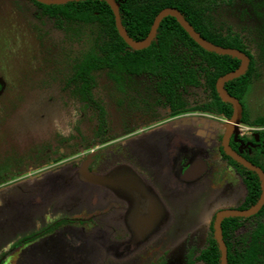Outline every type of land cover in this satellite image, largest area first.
<instances>
[{"label":"rangeland","instance_id":"obj_1","mask_svg":"<svg viewBox=\"0 0 264 264\" xmlns=\"http://www.w3.org/2000/svg\"><path fill=\"white\" fill-rule=\"evenodd\" d=\"M31 7L30 3L18 0H0V78L7 85L6 92L0 96V179H14L0 186V258L12 251L11 247L18 241L52 227L58 220L86 218L94 212L102 217L104 211L105 233L109 235L111 245L103 237V232L87 233L85 229L79 232L71 227H61L22 246L11 256L13 264H128L132 254L126 253L130 246L125 244H128L133 233L136 234L135 240L145 234L139 232L141 224L135 220L143 215L146 217L154 195L150 192L146 198L145 195L139 196L127 185V165L109 162L112 161L109 151L102 152L101 164L93 172L101 174L109 165L105 174L113 184H93L95 204L84 202L90 199V188L87 187L90 183L78 172L86 164L88 152L82 157L83 160L77 161V167L73 162H64L37 171L40 169L38 166L55 151L53 144L56 140L65 136L66 126L69 129V123L73 122L70 104L63 103L65 106L62 107L58 101L57 105H52L53 91L46 89L50 84L54 86V83L49 82L48 76L70 64L68 61L76 57L77 49L67 46L63 40L59 42V36L54 30L52 32L51 25L39 23ZM108 86L107 83L102 84V87ZM105 102L109 103L117 131L133 121L125 120L123 112L114 102ZM243 104L250 118L264 117V78L249 87ZM195 123L207 131L225 127L224 122L212 118L200 117L195 119ZM238 129L248 130L242 127ZM69 134L73 133L66 131V135ZM147 137L150 138L147 133L140 135V138ZM194 141L197 145L200 143L198 137ZM147 145L154 149L159 144L151 140L147 141ZM48 151L49 154H46ZM27 170L35 172L24 179H15ZM208 175L193 180H186L182 176L173 179L177 189L167 196L176 198L180 215L171 227L175 241L174 246L168 244L171 249L167 264H185L187 243L184 236L188 230L194 228L198 244L204 246L213 211L238 205L236 187L226 186L230 196L222 200L221 192L225 189L222 187L216 196ZM79 198L84 200L76 209L62 203L73 202L70 204L73 206ZM148 222L143 220V224ZM155 225L157 229L154 228L147 239H154L160 231L163 233L170 222L165 217ZM116 242L121 244L120 248L125 254L118 253V245L114 249Z\"/></svg>","mask_w":264,"mask_h":264},{"label":"flooded vegetation","instance_id":"obj_2","mask_svg":"<svg viewBox=\"0 0 264 264\" xmlns=\"http://www.w3.org/2000/svg\"><path fill=\"white\" fill-rule=\"evenodd\" d=\"M18 1L30 3L36 20L41 24L51 25L53 28L51 29L52 32L54 30L59 36V42L63 40L67 43V46L77 49L76 57L78 56L76 60V57L69 59L68 62L70 64H67L65 68H56L59 73L56 72L54 73L55 75L48 76L49 82L54 83V86L50 84L46 89L47 91H53L52 105H57L59 101L62 107L67 104L72 106L73 122L69 123V129L66 126V131L73 134L66 135L65 131V136H61L60 140H56L55 144H53L56 148L55 151L50 154L51 157L46 158V161L38 166L40 169L37 171L52 168L64 162H73L77 167V161L79 159L83 160L82 157H85V153L88 152L89 156L86 163L89 162V168L92 166L90 168L92 175L102 179L101 183L98 184L111 185L113 183L109 181L105 174L106 168L109 165L102 170L101 174L93 172L101 164L102 152L109 151V157L112 159L109 162L127 165L129 177L125 182L129 187L139 193V196L145 195V198L147 193L151 192L154 195L150 200L151 208L146 217L143 215L135 220L141 224L139 232H144L145 234H141L140 239L135 240L136 234L131 233L132 236L127 242L128 244H125L126 246H130L126 253L132 254V260L128 264H133V262L135 264H167V256L171 249L168 244L174 246L173 243L175 241L173 236L174 231H172L171 227L177 222L180 215L176 198L173 196L169 198L167 196L168 193H174L177 189V185L173 179L182 176L186 180H193L209 173L208 179L211 183L210 185L215 187L214 194L216 196L219 195L222 187L225 189L226 186H231L233 188L236 187L235 191L238 199L236 207H223L213 211L209 220V235L204 246L198 244L194 228L188 230L184 236L187 243L185 264L186 257L192 250L195 255H198L199 251L207 246V241L211 235V225L213 224L214 229L218 212L222 210L247 211L259 202L262 196V182L259 175L234 160L224 150V137L229 120L222 116H214L208 113H174L170 108H162L157 94L153 90V82L149 77L125 75L114 79L106 72H95L93 79L89 81L90 84L86 86L78 85L77 83L82 82V80L74 76V66L94 47L92 32H90L89 28L77 25L59 27L55 24L54 20L43 15L38 10L34 0ZM36 1L39 2L38 0ZM222 3L225 11L229 15L234 14L241 24L258 27L264 24V0H254L251 4H248L247 1L243 3L242 0H222ZM41 35L45 37L43 34ZM67 51L69 52L70 50L67 49ZM263 78L264 71L258 79L254 80L253 84ZM0 81L4 84V87L0 89L1 96L6 92L7 85L2 78H0ZM103 83H107L109 86L102 87ZM105 100L111 103L114 102L116 107L123 112L125 120L126 118L132 119L133 123L125 124L122 130L117 131L112 120L113 116L108 105L109 103L105 102ZM240 103L244 109L243 101H240ZM64 109H68V107ZM200 117L202 119L212 118L216 121H222L225 127L222 130H202L195 123V119ZM184 119L189 120L186 121ZM262 119L264 117L252 120L260 121ZM238 127L248 130L240 131ZM181 130L183 131L180 132ZM250 130L253 132H250ZM144 133H147L150 138H140V135ZM251 133L252 136H250ZM195 137L200 139L198 145L194 141ZM151 140L159 144L154 149H150V146L147 145V141ZM229 147L233 152L260 168L264 173V122H257L254 126L238 123L230 133ZM46 154H49V151ZM225 155L229 158H226ZM230 159L235 161L237 166H234ZM110 165L113 164L110 163ZM249 170L256 174L260 182V194L257 198L250 195L251 188L249 186L252 183V177L249 175ZM34 172V170H27L15 179H24ZM12 180L3 181V178H1L0 186ZM119 189H121L120 185ZM221 193L222 200L230 196L227 189ZM104 213V211L101 213L102 217H100V214L94 212L92 215H87L86 218L74 217L58 220L52 227L18 241L11 247L12 251H8L1 256L0 264H13L11 256L17 253L22 246L47 234H51L54 230L61 227H71L79 232L85 229L87 233L93 231L103 232L105 234L103 235L102 233L103 237L109 241L107 237L109 235L105 233L106 223L103 217L106 214L104 215ZM165 217L170 222V225L165 228L163 233L160 231L159 235H156L157 237H153L154 239H151L152 237L147 239L150 232L154 228L157 229L155 223L163 220ZM236 218H240V220L238 228L235 231L236 240L233 241L234 248L242 252L248 249L250 244L254 242L257 256L256 261L258 264H264V235H261L263 232L261 231V227H264V203L256 213ZM143 220L145 222L146 220L149 221L148 224L144 223V225ZM223 220L221 221V233ZM116 231L117 229H115ZM213 233L215 237V229ZM117 245L119 246L118 253L122 254L124 252L125 254V251L120 248L121 244H117V242L114 249L117 248Z\"/></svg>","mask_w":264,"mask_h":264},{"label":"trees","instance_id":"obj_3","mask_svg":"<svg viewBox=\"0 0 264 264\" xmlns=\"http://www.w3.org/2000/svg\"><path fill=\"white\" fill-rule=\"evenodd\" d=\"M34 1L38 10L57 26H83L92 32L94 47L74 66V76L82 80L78 85L90 84L95 72H106L114 79L125 75L149 77L162 108H170L174 113H208L227 120L232 117L233 107L219 96L216 85L220 77L236 70L241 61L202 48L174 17L167 16L161 21L150 46L136 50L120 37L113 11L104 0H81L62 5ZM116 1L123 27L136 41L148 36L156 16L163 9L175 8L207 42L244 52L250 59L249 68L225 84L227 92L241 102L264 71V24L259 27L241 24L234 14L225 11L222 0ZM246 1L251 4L254 0H242ZM257 122L263 123L264 119L252 120L244 108L239 124L254 126ZM230 161L237 166L235 161ZM249 175L252 177L250 195L257 198L259 179L250 170ZM239 220L226 217L222 222L228 264H258L254 242L242 252L234 248ZM261 231L264 235V227ZM213 232L212 224L207 246L198 255L192 250L186 257V264H220L221 254Z\"/></svg>","mask_w":264,"mask_h":264},{"label":"water","instance_id":"obj_4","mask_svg":"<svg viewBox=\"0 0 264 264\" xmlns=\"http://www.w3.org/2000/svg\"><path fill=\"white\" fill-rule=\"evenodd\" d=\"M38 1L41 3L49 4V5H57V4H65L68 2L81 1V0H38ZM104 1H106L110 5L111 9L114 12L116 27H117V30H118L120 36L133 49L141 50V49L147 48L151 44L153 39L155 38L157 29H158L161 21L167 16H172L179 22V24L182 26V28L202 48H204L210 52H214L216 54L228 55V56H232V57H235V58L241 60V65L237 70L230 72V73H227L226 75L222 76L217 82V90H218L219 96L224 101L231 104L233 107V114H232V117L228 121V125H227L228 127H227L226 134L224 137V150L234 160H236L237 162H239L243 166L247 167L248 169L255 171L259 175L261 182H262V196H261V199L259 200V202L254 207H252L251 209H249L247 211L222 210V211L217 213L215 224H214V229H215L216 241L218 243L220 254H221L220 264H228L227 249H226L225 243H224L223 238H222V233H221V221L226 217H241V216L252 215V214L256 213L262 207V205L264 203V173H263V171L260 168H258L257 166H255L252 163L243 159L240 155L233 152L231 150V148L229 147L230 133H231L232 129L239 123V120L241 119V116H242L243 108H242L240 101L237 98L231 96L227 92V90L225 89V84L227 82L235 79V78L240 77L241 75H243L246 72V70L248 69V66H249V58L243 52H241L239 50L224 48V47L216 46L212 43L207 42L185 20V18L182 16V14L174 8H166V9L162 10L157 15V17L155 18L148 37L141 42H136L131 37H129V35L127 34L126 30L124 29V27L122 25L120 13H119V7H118V4L116 3V1L115 0H104ZM0 86H1L0 89H2L4 87V84L1 81H0ZM88 165H89V162H87L78 172L86 182L91 184V185L90 184L87 185V187L90 188L88 190L90 199L89 200L86 199V201H84V202L90 203V204H95L96 197L94 194V185L101 183L102 179L94 177L90 173ZM81 200H84V199H82V198L76 199L74 201L73 206L70 205L73 202L70 204H68L69 202H62V203L64 205H66L67 207H71L70 209H76L77 205L81 204Z\"/></svg>","mask_w":264,"mask_h":264}]
</instances>
